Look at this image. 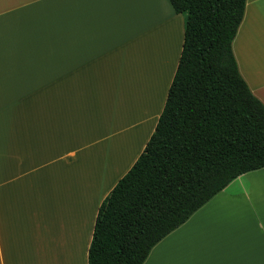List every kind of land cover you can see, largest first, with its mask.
Segmentation results:
<instances>
[{
    "label": "crops",
    "instance_id": "obj_1",
    "mask_svg": "<svg viewBox=\"0 0 264 264\" xmlns=\"http://www.w3.org/2000/svg\"><path fill=\"white\" fill-rule=\"evenodd\" d=\"M183 41L170 0H0V264H88L99 206L154 132ZM232 49L264 104V0H246ZM137 52L149 62L134 71ZM142 264H264V166Z\"/></svg>",
    "mask_w": 264,
    "mask_h": 264
},
{
    "label": "trees",
    "instance_id": "obj_2",
    "mask_svg": "<svg viewBox=\"0 0 264 264\" xmlns=\"http://www.w3.org/2000/svg\"><path fill=\"white\" fill-rule=\"evenodd\" d=\"M184 41L156 128L99 206L88 264H142L240 174L264 166V104L232 42L246 0H170Z\"/></svg>",
    "mask_w": 264,
    "mask_h": 264
},
{
    "label": "rangeland",
    "instance_id": "obj_3",
    "mask_svg": "<svg viewBox=\"0 0 264 264\" xmlns=\"http://www.w3.org/2000/svg\"><path fill=\"white\" fill-rule=\"evenodd\" d=\"M177 48H174V51H172V52H168L167 53V55H163V56H168V55H170V53H173L174 55L176 54V52H177ZM178 53V52H177ZM163 56H160V59H159V61L160 60H162L161 61V64H162V67H163ZM146 58V53L144 52L142 55L141 54H139L138 52L135 54V60L132 62V64L133 65H136L137 64V68H134V71H138L139 70V66L141 65V64H145V63H147V62H149L147 59H145ZM162 58V59H161ZM138 75V74H137ZM168 75L166 74V77H167ZM166 79V78H165ZM139 116H140V114H138ZM127 116V115H126ZM124 119H126V117L124 118ZM124 119H122V120H119L118 121V128H121V127H123V125H126L127 123H130L131 121H133V118H131V116L130 117H128L125 121H124Z\"/></svg>",
    "mask_w": 264,
    "mask_h": 264
}]
</instances>
